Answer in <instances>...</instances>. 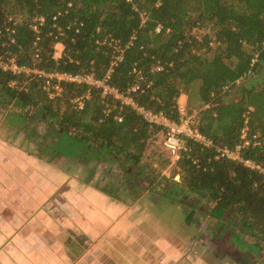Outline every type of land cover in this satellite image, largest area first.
I'll use <instances>...</instances> for the list:
<instances>
[{"label":"trees","instance_id":"16d2710c","mask_svg":"<svg viewBox=\"0 0 264 264\" xmlns=\"http://www.w3.org/2000/svg\"><path fill=\"white\" fill-rule=\"evenodd\" d=\"M8 17L17 21L15 43L9 44L4 33L0 51L17 65L90 74L137 107L174 120L178 97L195 89L201 133L233 149L247 126L248 138L255 135L258 145L242 149L241 157L264 167V86L254 85L264 77V0H0V30L9 25ZM37 17L43 18L38 33L30 28ZM206 26L211 37L192 35ZM56 44L63 47L58 59L53 58ZM134 86L138 89L131 91ZM102 91L64 84L59 97L50 100L37 77L0 70V92L9 102L0 105L34 108V118L47 123L48 131L53 126L71 131L76 147H85L82 153L73 149L81 162L111 163L118 156L140 164L146 145L162 128ZM79 97L82 109L72 103ZM14 118L23 123L27 117ZM187 145L190 152L174 164L178 180L154 179L150 185L163 182V191L204 201L213 219L232 226L236 239L253 240L244 247L264 253V177L242 162L215 159L213 148ZM47 149L52 157L64 155L53 143ZM99 190L119 199L106 188ZM179 195L170 199L180 202Z\"/></svg>","mask_w":264,"mask_h":264},{"label":"crops","instance_id":"0c3cea01","mask_svg":"<svg viewBox=\"0 0 264 264\" xmlns=\"http://www.w3.org/2000/svg\"><path fill=\"white\" fill-rule=\"evenodd\" d=\"M186 99L181 94L178 105ZM1 146L8 149L6 155L17 159L14 161L27 165L12 172L15 181L0 183L1 242L10 238L6 231L14 227L10 238L14 244L0 249V264H184L176 249L177 240L171 237L174 234H165L160 223L148 215L151 202L145 207L114 199L60 169L47 177L45 162L2 138ZM1 178L8 181L10 176L0 171ZM36 178L40 182L34 181ZM50 199L53 202L49 203ZM196 258L189 256L186 264H197Z\"/></svg>","mask_w":264,"mask_h":264},{"label":"rangeland","instance_id":"374dc122","mask_svg":"<svg viewBox=\"0 0 264 264\" xmlns=\"http://www.w3.org/2000/svg\"><path fill=\"white\" fill-rule=\"evenodd\" d=\"M192 35L201 39L204 35L211 37L213 31L210 26H206L194 29ZM211 47L214 48V44H211ZM62 50L63 47L60 46L55 48L57 53ZM254 85L264 86V77L256 79ZM238 90L239 85L236 92ZM195 91V89H192L184 93L187 99L180 104L188 111L198 110L199 101ZM238 96L239 94L236 93L235 98L237 99ZM0 101L7 102L1 92ZM72 103L74 105L73 101ZM10 104L0 105V138L28 156L37 158L39 162H45L47 166L44 167V174L47 177L50 176L52 170L60 169L68 171L70 175L77 179L88 181L87 184L89 185H97V188L108 189L121 200L138 202V204L142 205H147L151 202L152 207L148 206L146 210L148 215L160 223V229L165 234H174L171 237L177 240L176 249L179 253L178 255H180V260H183L184 264L189 263V256L191 255L197 257L195 259L197 264H264V253L257 248H249L253 240L248 242L244 237L236 239L233 236L232 226L227 222L213 219L210 216V206H207L204 201L197 200L193 202L194 198L186 194L179 195L175 193V190L171 193V190L163 191L160 189L159 186L163 187V182L158 185L155 181L178 180L175 175L176 169L171 165L167 152L162 146V134L156 135L149 141L138 165H133L118 156L115 158L117 162L105 163L94 160L87 164L81 162L74 155L73 151L75 150L73 149L79 144L74 141L71 131H62L54 126L48 131L47 123L34 118L37 113L34 108H25L15 103ZM23 115L27 117L23 123L22 120L19 121L20 119L14 118L15 116L22 117ZM55 129L56 131H54ZM50 143H53L64 155L52 157L51 151L47 149ZM1 147L0 171L8 175V177L10 176L8 181H5V178H1L0 183L4 185L15 181L11 176L12 172L16 173L24 169V165H27V163L19 160L14 161L17 159L6 155L8 149L4 146ZM76 149L82 153L85 147L80 144V147H76ZM39 162L37 169L41 170L42 166ZM154 179L155 181L150 185V181ZM35 180L39 179L36 178ZM38 186L41 189L42 187L44 188L41 184ZM175 194L179 195L177 201L181 200L180 202L170 199V195L174 196ZM50 202H53V200L50 199ZM146 205L144 206L146 207ZM190 211H193V216L190 219V223L187 224V217ZM57 216L60 217V215ZM192 223L194 226L189 227L188 225ZM42 227L44 228V225ZM13 229L14 227H11L10 231H6L7 233L10 232V238L13 235ZM38 229L41 228L38 227ZM166 237L167 240L171 239L170 236L169 238L168 236ZM10 238L6 242L0 241V249L5 245L9 246V243L14 244L13 241H10ZM241 242L243 246L240 244ZM41 248L43 249V246Z\"/></svg>","mask_w":264,"mask_h":264},{"label":"built area","instance_id":"2783aa9c","mask_svg":"<svg viewBox=\"0 0 264 264\" xmlns=\"http://www.w3.org/2000/svg\"><path fill=\"white\" fill-rule=\"evenodd\" d=\"M7 22L9 25L0 30V37L5 33L9 44L15 43V28L16 20L13 17H8ZM43 18L37 17L33 20L30 28L34 32L38 33V27L42 25ZM158 31V29H156ZM58 44H56L55 48ZM61 52L54 51L53 58L57 59V56H61ZM159 70V68H157ZM0 70L8 71L14 75H24L25 77H37L41 80V85L47 98L52 100L61 94L64 84H87L91 86L101 87L103 89V95L113 94L114 98L121 101V103L132 106L138 114H140L149 124L162 128V146L166 150L168 159L172 166L176 164L183 154L190 152V147L187 145L188 141L198 144L202 149L213 148L215 151V159H227L231 161L242 162L244 166L258 171L264 177V167L251 162L250 160H243L240 152L242 149L249 146L258 145L257 137L253 135L248 138V128L243 127L240 132V142L233 149L226 146L213 143L212 140L207 138L201 133L198 128V111H188L183 105H178V119L174 120L163 114L162 112H153L144 109L143 107H137L132 99L128 96L118 93L113 88H110L105 84V81H98L88 75L71 74L66 72H44L41 70L28 68L25 66H19L16 64L15 59L10 57L6 53L0 51ZM138 89V86L131 88V91ZM88 98V95L84 96ZM83 97L75 98L73 100L76 109H82ZM118 121H121L118 118ZM194 164H197V160L193 159ZM178 178V175H176Z\"/></svg>","mask_w":264,"mask_h":264}]
</instances>
